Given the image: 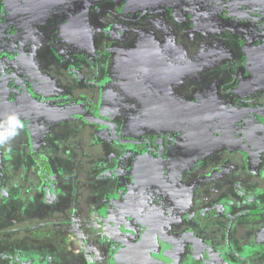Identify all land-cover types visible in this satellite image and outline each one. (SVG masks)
Here are the masks:
<instances>
[{"label": "rangeland", "instance_id": "1", "mask_svg": "<svg viewBox=\"0 0 264 264\" xmlns=\"http://www.w3.org/2000/svg\"><path fill=\"white\" fill-rule=\"evenodd\" d=\"M213 1L214 6L208 0H0V108L5 113L0 115V127L7 125L10 114L24 123L14 139L8 138L10 143L0 145V210L4 213L0 215V258H8V264H264V243L261 247L245 244L246 236L264 239V227L231 231L222 221L221 228H212L218 209L210 206L211 199L200 195L198 187L218 169L217 165L208 167L207 156L218 164L228 158L236 160L255 170L249 172L254 181L246 183L252 187L250 198L238 199L233 214L264 210V202L252 200L251 194L264 189L263 166L256 168L259 161L253 154L255 147H264V133L251 126L252 106L227 99L231 94L261 96L264 36L247 29V24H236V18L243 16L238 11L234 15L222 0ZM244 5L264 12V0H246ZM150 17H157L152 26L146 22ZM141 31L143 36L138 34ZM219 36L229 40L226 43ZM48 46L59 49L53 54ZM104 52L124 54L122 65L134 70L133 76L148 85L149 93L166 86L161 108L154 112L168 118L165 125L170 128L164 130L180 140L184 153L178 156L171 151L152 152L147 145H123L125 149H118L117 154L123 170L116 178L111 166L96 173L103 161L114 158L112 152L103 153L112 149L110 142L100 146L103 151L96 156L84 139L81 155L82 148L68 151L64 146L52 152L54 163L49 161L45 149L54 124L35 116L31 108L36 97L44 95L33 78L41 75L40 54L50 53L52 61L58 62V72L66 73L64 80L78 83L73 87L76 97L82 94L96 101L103 94L92 67L100 61L96 55ZM108 75L115 76L111 71ZM72 76L77 83L68 80ZM48 80L52 90L60 85L59 80ZM222 82L232 87L227 95ZM157 119L150 117L152 128L131 119L132 128L139 127L133 133L159 131L164 123ZM75 120L65 124L64 137L60 134V140L67 142L68 133L72 134L74 142L69 141L71 146L66 142L67 147L74 148L75 129L84 126ZM222 124L224 132L236 133L235 141L214 131ZM93 126L98 130V125ZM43 127L47 134L39 131ZM90 129L92 143L99 139V132ZM221 140L227 143L217 151L219 155L214 151ZM199 166L204 167L201 174L193 171ZM232 172L234 178H241V170L233 168ZM52 178L56 185L50 182ZM148 193L169 205H160V199H150ZM72 201L81 207L79 212ZM68 203L72 208L68 209ZM182 210L180 225L175 227L170 212ZM239 216L234 215V225ZM158 238L174 249L162 251ZM260 249L263 254H257Z\"/></svg>", "mask_w": 264, "mask_h": 264}, {"label": "flooded vegetation", "instance_id": "2", "mask_svg": "<svg viewBox=\"0 0 264 264\" xmlns=\"http://www.w3.org/2000/svg\"><path fill=\"white\" fill-rule=\"evenodd\" d=\"M245 1L246 0H235V1L222 0V2L226 3L229 10L230 8H232L231 9L232 11L231 10L230 11L234 13V15H235V11H238V13L236 14L241 15L240 17L243 16V19L241 20L236 18L237 19V22H235L236 24H247L249 25L247 29L252 30V31H259V33L261 32L262 35L264 36V12L256 11L252 8L245 6L244 5ZM234 2L236 4H234ZM208 3L211 6H214L215 1L208 0ZM198 13L196 14L198 15ZM220 16H223V15H219V17ZM156 18L157 17H150L146 20V22L152 26V23L154 19ZM258 29H261L262 31ZM142 32L144 31H141L138 34L140 36H143ZM176 36H178L177 38L181 42L184 41L183 37H180V33H177ZM217 38L224 40L226 43L229 40L227 37L224 38L222 36H219ZM121 39L120 40L117 39L118 43H120ZM200 42L201 40L199 41V43ZM43 45L44 47H46V44H43ZM58 49H54L53 47L48 46L49 52L53 54L56 53ZM109 52H112V50H110ZM109 52L98 53L96 57H98L99 58L98 60L100 61L96 62L95 68L92 67L93 75L95 76V78L100 80L99 83L96 82L98 84V87L97 86L95 87L100 88L102 92L101 94H103V95L98 96L96 101H92L90 98H87L86 96H82V94L76 97L75 96L76 94L73 92V87L76 86L78 83L72 79H73V76H75L76 78L77 75L74 74L72 77L68 79V80H72L73 82L77 84L67 83L63 78V75L66 73H62V70H61V73L58 72V66H57L58 62L56 61L57 62L56 63L52 61L54 58L51 57L50 53L48 54V56H44L40 54L42 61L39 60L38 69L40 71L42 70L40 72L41 75H38V78L36 75H34L33 78L37 82L38 89H40V92L43 90L44 95L42 96L40 94V96L36 97L34 103L32 104L33 107L31 108L34 109L38 107L40 103L42 102L43 98H45L44 106L48 109L61 110V109H64V108H67L73 105H77L79 107H82L88 110L94 116L101 118V119H105L108 122L112 123L113 128L108 127L103 124H99V123L88 122L82 116L76 115V114L69 115V116H66L64 118L57 119V120H52L44 115H39L40 117L51 122V124L52 122L54 124L52 126L53 127V132H52L53 137L51 139L50 138L47 139L49 147L45 149L49 154L48 156L50 158L49 161L51 162L55 161L54 156H51L52 152L57 153L58 151L63 149L64 146H66L65 148H68V151L74 150L76 146L79 148H82L83 150L82 144H83L84 139L88 140L89 151L91 152L94 151L95 152L94 154L96 156H99L100 154L99 152L103 151V149L100 148V146L102 145L104 146V144H107L110 142V143H113L112 149H110L107 152L103 151V153L112 152L114 158L113 159L107 158L105 162L103 161L102 164L103 163L104 164L103 165L101 164L100 169L96 173H99V172L103 173L104 169H106L108 166H111L116 169L115 173L118 174V175H115V178H116L122 173V170H123L122 164L120 163V159L117 158L118 149H122V150L125 149L124 147H122L123 145L129 144V143H134L139 146L147 145V147H149L152 152L163 153V152L171 151V152H176L178 156H180L179 154L184 153L185 150H183V147H181V145L179 144L180 140H178L177 137L176 138L173 137L172 135H170L171 132H167V130H164V128H167V129L170 128V127L168 128L165 125L166 122H169L168 118L165 117L163 114L158 115L154 112L155 110H158L161 108V104H162L161 101L165 99L166 97V89H167L166 86L164 85V87H158L157 89L155 88L153 91L151 90V92L149 93L148 91H146V88H148V85H145V83L137 75L136 77L133 76L134 70L133 69L131 70V68L125 66V64L122 65L121 60L124 57V54L118 52L117 55H113L112 53L110 54ZM80 56L82 57L83 55H80ZM84 58L85 57H82L81 59H84ZM69 63H72V60ZM34 65L37 68L36 66L37 62ZM30 67L31 65H29L26 68L30 69ZM65 70H68V68L65 67ZM110 71H111V75L115 74L113 79H111L108 75ZM118 72L121 73V75H119ZM83 75L85 74L83 73ZM48 79H56L57 81L59 80L60 85L56 87L54 90H52V87L49 84H47V82L50 81ZM223 84L225 87L224 90L226 91V95H227L228 92H230L229 90L232 89V87H229L227 82H224ZM138 90H143L142 91L143 93H139ZM69 92H70V98L68 97ZM261 93L262 94L258 99H255L253 97H248L247 95L235 96L233 94L228 96L227 99H229L231 102H234L236 104H240V105L249 104L250 106H252L254 108V111L248 114V115H251L252 117L251 126L255 124L258 128H262L263 133H264V96H262L264 94V90H262ZM117 96L120 97L121 99L120 101L116 98ZM94 99H96V97H94ZM116 100L119 102L118 105H116L117 104ZM93 102H95V105H93ZM143 113H145L144 115L145 117L144 118L142 117L141 119L140 116ZM4 114H5L4 110L0 108V115L4 117ZM33 114L37 116L34 113V111H33ZM150 117H157L158 118L157 120L161 123V125L164 123V127L160 128L159 131L152 130L151 134H147L146 132L142 133L140 131L137 133H133L139 130V127L133 129L132 128L133 120L131 123V119H137L140 122V126H143V122H146V126H144V128L146 127L152 128L149 125ZM146 118H149V119L146 120ZM68 119H71L72 121ZM75 119H78L79 121H81V123L84 124V126L81 125L80 129H75V131L77 132V136L75 138L74 148H72V147H67L66 145L67 140L65 141L63 138L60 140V134L61 132L66 131V129L64 128L65 124L67 122L68 124L74 121L76 122ZM93 125H98L99 127L98 130H96L97 128H95ZM222 126H223L222 128L221 127H219V129L216 128L217 131L216 129L214 131L218 135L223 134V138L227 137V138H230L232 142L235 141L236 133H233L231 131L229 133L226 131L224 132L225 126L224 124H222ZM89 127L91 128L90 131L96 130L99 132V139L94 140L92 143L90 139L91 136L90 134L87 133ZM39 131L45 132V134H47V127H43L42 129L39 128ZM211 132H213V130H211ZM24 134L26 135L25 132ZM61 136L64 137V134L62 133ZM68 136H70V138H68L67 143H68V146H71V144L74 142L72 138V134L68 133ZM17 138H21V136ZM154 138H155V143L157 145L153 142ZM52 139L54 140L52 141ZM70 140H72L73 142L70 143L69 142ZM97 141H99V144L97 143ZM94 142L97 143L95 148L93 147L95 145ZM223 143H227V142L226 141L224 142L223 140H221V143L219 141L216 143L217 150L214 151L215 153H217V151L221 148ZM229 143L231 144V142ZM22 145L23 143L21 140L20 146ZM172 146H175V149H173ZM56 148L58 149V151H56ZM14 149L15 148H13V150ZM254 150L255 152H258V155H255V152H253L254 159L257 158L259 161V163L256 165V168L263 166V170H264V147L263 148L255 147ZM217 154L222 155V153H217ZM21 155L23 157V154ZM109 156H111V154ZM86 157H87L86 159H89V152L86 154ZM93 158L94 157H92V159ZM206 159L208 160V163H209L208 167H210L211 165L212 166L217 165L215 166V168H218L216 169L217 171H215V176H211V179L207 178L205 181H203V183H201L198 186L199 189H201L200 195L207 196L208 199H211L210 206L213 207L215 205V207H217L216 209H218V212L216 211L215 213L216 223L213 222L211 227L221 228L223 225L222 221H225V225H226L225 229L231 230V231L233 230L244 231L246 229L250 230V229H255L257 227L260 228V225L262 224H260L259 221H262V220L264 221V210H262V212L255 211L252 214H249L248 212L238 213L239 211H236L235 213H238L240 215L239 216L240 218L237 220V223L235 225L233 224V221H235L236 219V218H233L234 215H238L235 213L233 214L234 208H236L235 203L238 201V199L248 200V198H250L249 190H251L252 187L249 188V186L246 185V183H249L250 180L252 182L254 181V178H252L253 174H249V172L250 171L254 172L255 167L251 168L244 164L240 165L238 161L229 159V158L221 161L219 164L215 163L214 157L212 156H207ZM204 160L201 163H204ZM98 162H99V159L98 158L95 159L94 165ZM39 165L40 164L38 163L37 166ZM99 166H100V163H99ZM186 168L191 169L188 166H186ZM201 168H204V167H201V166H199V168L194 167L193 171L197 172L199 170V173L201 174ZM233 168L236 171L241 170V178L240 177L234 178L233 172H232ZM262 178H264V172H263V175L260 177V179ZM260 179H258L257 181L259 182ZM262 181H264V179H262ZM38 182H40V178ZM38 184L40 185V183ZM240 184H241L240 187H242L243 185L245 190H243V188L241 189L239 188ZM36 187L37 189H40L38 186ZM119 187H120V184H119ZM115 190H117V187H115L111 191V193L114 192ZM252 192H251V194H253L252 200L260 201L261 203L264 202V189H260V190L256 189V192L254 191ZM81 196L82 198H84L83 194H81ZM112 196L113 195H108V197H112ZM147 196L148 198L150 197V199L158 198L155 194H152V193H148ZM95 197L98 198L97 196ZM103 198H107V196H104ZM158 199H160L161 201L160 205L162 204L164 206L169 205L168 203L164 202L162 198H158ZM72 202L74 203V207H76L77 209L76 212H79L81 207H78L77 204L75 205L76 201L75 202L72 201ZM87 205L88 203L85 200L83 202V206L86 207ZM246 205H248V203ZM70 208L72 207L69 206V203H68V209ZM248 211H254V210H248ZM182 212L183 210L170 212L171 219L173 220L171 223H175L174 225L175 227H178L177 225H180V223H178L179 221H181V218L179 215ZM218 213L224 214L225 218L219 216ZM0 215L4 216V213L1 210H0ZM232 225L234 226L230 229ZM255 225H257V227ZM30 240H31L30 237H27V242H29ZM245 242H246L245 244L249 246L255 245V246L261 247L262 242L264 243V239H261L257 235L255 240H250V238L246 236ZM158 243L162 251L164 250L171 251V249L172 250L174 249L173 244H171L170 247L169 246L167 247L165 244L166 242H164L163 239L158 238ZM260 251L261 252L257 254H263V251L261 249ZM154 258H157L158 261L159 260L162 261L161 259H163L155 255H154ZM6 259H7L6 264H8L9 260L8 258ZM16 260L15 262H17Z\"/></svg>", "mask_w": 264, "mask_h": 264}, {"label": "water", "instance_id": "3", "mask_svg": "<svg viewBox=\"0 0 264 264\" xmlns=\"http://www.w3.org/2000/svg\"><path fill=\"white\" fill-rule=\"evenodd\" d=\"M44 99L45 98H43L40 105L34 108L33 110L37 116L44 115L52 120H57V119H61L69 115L76 114V115L82 116L88 122L99 123V124H103V125L113 128L112 123L108 122L105 119H101V118L94 116L88 110L82 107H79L77 105H73V106H70V107H67L61 110L48 109L44 106Z\"/></svg>", "mask_w": 264, "mask_h": 264}, {"label": "clouds", "instance_id": "4", "mask_svg": "<svg viewBox=\"0 0 264 264\" xmlns=\"http://www.w3.org/2000/svg\"><path fill=\"white\" fill-rule=\"evenodd\" d=\"M7 125L0 127V145H4L6 142L10 143L9 137L13 139L19 134V130L24 128V123L15 114L7 116Z\"/></svg>", "mask_w": 264, "mask_h": 264}, {"label": "crops", "instance_id": "5", "mask_svg": "<svg viewBox=\"0 0 264 264\" xmlns=\"http://www.w3.org/2000/svg\"><path fill=\"white\" fill-rule=\"evenodd\" d=\"M95 143V145L93 146L92 144V146L95 148L96 147V144L98 143L99 144V141H97V143L96 142H94ZM56 151H58V149L56 148ZM84 152V150H81V151H79V154L81 155L82 153ZM51 183L53 182V183H55V185H56V181H54V179L52 178L51 179V181H50ZM56 191V190H55ZM264 221L262 220L261 221V224H262V226L264 227ZM263 229V228H262ZM6 262H7V259L6 258H0V264H6Z\"/></svg>", "mask_w": 264, "mask_h": 264}]
</instances>
